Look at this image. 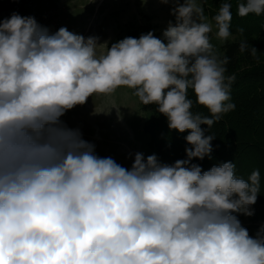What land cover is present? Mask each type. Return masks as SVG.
I'll return each mask as SVG.
<instances>
[{
	"label": "clouds",
	"instance_id": "clouds-1",
	"mask_svg": "<svg viewBox=\"0 0 264 264\" xmlns=\"http://www.w3.org/2000/svg\"><path fill=\"white\" fill-rule=\"evenodd\" d=\"M160 2L175 5L161 37L110 45L32 16L0 21V264H264V225L253 237L237 215H254L260 171L244 180L233 162L192 163L212 158L201 125L236 107L230 58L212 43L235 40L232 4L209 20L199 0ZM237 14L264 15V0H242ZM239 52L257 54L244 40ZM121 87L188 132L186 159L137 152L128 169L61 121ZM189 89L210 116L192 110Z\"/></svg>",
	"mask_w": 264,
	"mask_h": 264
},
{
	"label": "rangeland",
	"instance_id": "rangeland-1",
	"mask_svg": "<svg viewBox=\"0 0 264 264\" xmlns=\"http://www.w3.org/2000/svg\"><path fill=\"white\" fill-rule=\"evenodd\" d=\"M174 6L160 0H27L17 14L34 17L51 33L66 27L86 38L97 36L101 43H114L129 37L131 30L140 31L147 23L163 32L168 21L175 20L170 14ZM12 14L0 12V21ZM204 14L208 18V13L204 11ZM147 115L131 90L121 87L110 96L89 97L84 105H77L60 119L67 127L79 129L82 138L95 145L98 156L112 157L130 169L135 153H143L145 158L155 154L143 131ZM251 208L254 215H237L241 224L256 235L264 225V203L257 200Z\"/></svg>",
	"mask_w": 264,
	"mask_h": 264
},
{
	"label": "trees",
	"instance_id": "trees-1",
	"mask_svg": "<svg viewBox=\"0 0 264 264\" xmlns=\"http://www.w3.org/2000/svg\"><path fill=\"white\" fill-rule=\"evenodd\" d=\"M209 20L215 16L222 3L232 4V20L230 32L235 40L229 39L220 44L215 37L212 43L219 51L230 58L226 75H234L235 81L231 86V102L235 109L224 114L218 122L208 129L205 135H212V158L203 160L193 159L192 163L199 164L203 170H209L213 165L222 162H233L238 178L247 180L254 170L260 171V191L257 200L264 203V15L249 14L240 17L237 14V4L242 0H199ZM27 0H0V12L5 14L19 12ZM243 29V33L239 30ZM152 31L158 38L162 32L155 30L150 23L144 24L140 31L131 30L129 37L139 38L141 34ZM244 40L249 47L257 50L256 58L248 52L241 54L239 44ZM111 43H109L110 45ZM133 92L132 89H130ZM188 97L194 101L193 111L210 116L209 111L195 103V95L189 89ZM140 103V102H139ZM148 115L143 124V131L148 137V145L155 155L164 163L173 164L176 160L186 159L185 149L190 147L185 140L188 132L180 133L170 130L165 116L160 114L156 105H143ZM249 234L255 237L254 234Z\"/></svg>",
	"mask_w": 264,
	"mask_h": 264
}]
</instances>
